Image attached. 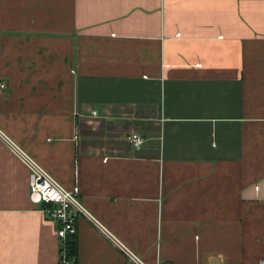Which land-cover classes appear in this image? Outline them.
<instances>
[{"label":"crops","instance_id":"obj_1","mask_svg":"<svg viewBox=\"0 0 264 264\" xmlns=\"http://www.w3.org/2000/svg\"><path fill=\"white\" fill-rule=\"evenodd\" d=\"M0 81L3 131L92 215L71 264H136L110 233L264 261V0H0ZM57 230L0 139V264H61Z\"/></svg>","mask_w":264,"mask_h":264},{"label":"built area","instance_id":"obj_2","mask_svg":"<svg viewBox=\"0 0 264 264\" xmlns=\"http://www.w3.org/2000/svg\"><path fill=\"white\" fill-rule=\"evenodd\" d=\"M7 83L0 81V89L6 90ZM0 139L5 141L14 154L24 163L30 171V199L40 206L48 218L58 224V237L60 239L61 264H71L68 252V238L78 232V220L81 215L92 217L85 205L80 201V188L64 187L40 163L21 148L0 126ZM136 148H141L145 139L138 133L131 136ZM110 235L128 254L136 264H147L141 257L131 251L117 237ZM260 264H264L262 261Z\"/></svg>","mask_w":264,"mask_h":264},{"label":"trees","instance_id":"obj_3","mask_svg":"<svg viewBox=\"0 0 264 264\" xmlns=\"http://www.w3.org/2000/svg\"><path fill=\"white\" fill-rule=\"evenodd\" d=\"M76 234H72L69 236L68 238V245H67V248H68V251H69V254H71L72 256L76 254L77 252V240H76Z\"/></svg>","mask_w":264,"mask_h":264}]
</instances>
